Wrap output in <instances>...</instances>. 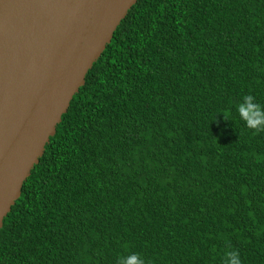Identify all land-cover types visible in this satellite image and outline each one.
<instances>
[{"label":"trees","instance_id":"trees-1","mask_svg":"<svg viewBox=\"0 0 264 264\" xmlns=\"http://www.w3.org/2000/svg\"><path fill=\"white\" fill-rule=\"evenodd\" d=\"M264 0H137L0 230V264H264Z\"/></svg>","mask_w":264,"mask_h":264},{"label":"water","instance_id":"water-1","mask_svg":"<svg viewBox=\"0 0 264 264\" xmlns=\"http://www.w3.org/2000/svg\"><path fill=\"white\" fill-rule=\"evenodd\" d=\"M137 0H0V230Z\"/></svg>","mask_w":264,"mask_h":264},{"label":"clouds","instance_id":"clouds-1","mask_svg":"<svg viewBox=\"0 0 264 264\" xmlns=\"http://www.w3.org/2000/svg\"><path fill=\"white\" fill-rule=\"evenodd\" d=\"M238 116L248 128L256 132L264 131V105L258 103L253 95L243 97L238 105ZM118 264H147V262L140 253L133 252L119 257ZM223 264H242L239 253L226 252Z\"/></svg>","mask_w":264,"mask_h":264}]
</instances>
